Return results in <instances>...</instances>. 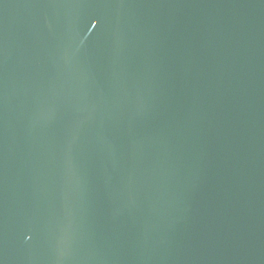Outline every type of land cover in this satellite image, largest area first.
Wrapping results in <instances>:
<instances>
[{
	"label": "water",
	"instance_id": "obj_1",
	"mask_svg": "<svg viewBox=\"0 0 264 264\" xmlns=\"http://www.w3.org/2000/svg\"><path fill=\"white\" fill-rule=\"evenodd\" d=\"M0 264H264V0H0Z\"/></svg>",
	"mask_w": 264,
	"mask_h": 264
}]
</instances>
